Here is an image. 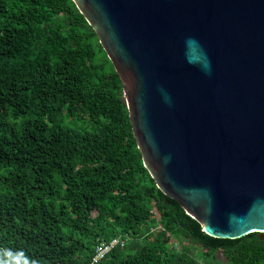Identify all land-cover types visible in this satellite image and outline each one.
<instances>
[{"label": "trees", "instance_id": "obj_1", "mask_svg": "<svg viewBox=\"0 0 264 264\" xmlns=\"http://www.w3.org/2000/svg\"><path fill=\"white\" fill-rule=\"evenodd\" d=\"M123 89L72 0H0V264H264L256 233L206 235L143 167Z\"/></svg>", "mask_w": 264, "mask_h": 264}, {"label": "water", "instance_id": "obj_2", "mask_svg": "<svg viewBox=\"0 0 264 264\" xmlns=\"http://www.w3.org/2000/svg\"><path fill=\"white\" fill-rule=\"evenodd\" d=\"M143 167L211 237L264 241V0H72Z\"/></svg>", "mask_w": 264, "mask_h": 264}, {"label": "built area", "instance_id": "obj_3", "mask_svg": "<svg viewBox=\"0 0 264 264\" xmlns=\"http://www.w3.org/2000/svg\"><path fill=\"white\" fill-rule=\"evenodd\" d=\"M117 245L122 246L123 241L121 239L114 238L107 242H99L95 246L93 255L87 264H100L106 255Z\"/></svg>", "mask_w": 264, "mask_h": 264}, {"label": "rangeland", "instance_id": "obj_4", "mask_svg": "<svg viewBox=\"0 0 264 264\" xmlns=\"http://www.w3.org/2000/svg\"><path fill=\"white\" fill-rule=\"evenodd\" d=\"M186 246L190 249L191 255L196 257L198 264H211L210 262L204 261L201 258V252L202 251H201L200 247L195 245V244L190 243L188 240H186V239H182L181 241L173 240L170 243V247H173L175 250H181V249L185 248ZM216 260L218 262L214 261L213 264H225L224 260H221L219 255L218 256L216 255Z\"/></svg>", "mask_w": 264, "mask_h": 264}]
</instances>
